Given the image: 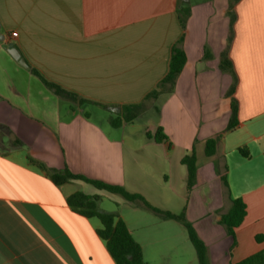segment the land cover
Returning a JSON list of instances; mask_svg holds the SVG:
<instances>
[{
    "label": "crops",
    "instance_id": "crops-1",
    "mask_svg": "<svg viewBox=\"0 0 264 264\" xmlns=\"http://www.w3.org/2000/svg\"><path fill=\"white\" fill-rule=\"evenodd\" d=\"M181 7L190 9L185 30ZM181 39L186 62L171 92L147 99ZM45 82L93 104L57 96ZM232 101L238 124L227 131ZM137 104L134 122L110 125L121 106ZM148 127H161L173 149L147 140ZM211 138L216 153L207 158ZM192 151L188 191L180 161ZM29 159L183 213L209 264L263 251L264 0H0V264H115L98 220L67 204L77 192L125 223L144 264H197L180 222L80 180L57 186ZM235 199L246 213L233 245L219 220Z\"/></svg>",
    "mask_w": 264,
    "mask_h": 264
},
{
    "label": "trees",
    "instance_id": "trees-1",
    "mask_svg": "<svg viewBox=\"0 0 264 264\" xmlns=\"http://www.w3.org/2000/svg\"><path fill=\"white\" fill-rule=\"evenodd\" d=\"M178 20L182 30H185L187 19L190 16L189 7H181L177 11ZM182 39L173 46L171 57L166 76L158 83L155 90L147 95V99H155L163 93H170L171 89L183 69L186 62V56L181 48ZM230 64L224 59L220 63L221 69L229 68ZM47 87L62 98L69 101L78 102L79 104H89L91 102L78 98L76 95L69 93L60 87L45 82ZM93 104V103H91ZM103 108H106L103 106ZM236 106L234 101L231 102V115L227 125V131L234 129L238 122L236 116ZM143 113V106L126 105L121 106V114L115 119L110 120V125L118 128L123 124H130L134 122ZM145 137L147 140L161 145L166 152L173 149V145L161 127H148L145 129ZM217 138L208 139L204 146V155L207 158L213 157L216 153ZM243 157H249L248 151L245 147L238 149ZM30 162L40 170L44 171L53 184L60 186L71 180H80L90 184L98 190L116 194L126 201L135 202L139 201L145 208L151 210L156 214H160L167 219H172L180 222L186 232L190 244L192 245L197 264H209L206 259V246L203 241L197 236L192 225L186 221L184 214L172 215L167 212L159 211L150 206L144 198L137 194L128 193L123 187L104 183L99 180L89 179L80 174H73L68 170L55 171L49 169L44 165L29 159ZM180 163L185 166L187 171L186 187L190 191L195 185L196 172H197V158L192 151L189 155L184 156ZM222 182L225 184L224 179ZM97 197L86 196L80 192L74 193L67 199V204L77 211L79 214L87 219L95 218L100 224V228L96 230L97 236L105 243V247L114 260L115 264H144L141 247L134 241L130 235L125 223L114 213H102L97 210ZM246 206L241 199L231 201L230 207L226 213L220 216L219 225H221L226 234L231 237L233 245L235 242V229H237L243 222L246 213ZM263 237L258 236L257 241H261ZM236 264H264V250L260 251Z\"/></svg>",
    "mask_w": 264,
    "mask_h": 264
},
{
    "label": "water",
    "instance_id": "water-1",
    "mask_svg": "<svg viewBox=\"0 0 264 264\" xmlns=\"http://www.w3.org/2000/svg\"><path fill=\"white\" fill-rule=\"evenodd\" d=\"M8 53H9V55L16 61V62H18L19 63V65H21V66H23V67H27L26 66V63L24 62V60L21 58V56L19 55V53L17 52V50L16 49H12V48H10L9 50H8ZM109 109V111H111V112H114V113H119L120 112V109H118V108H108Z\"/></svg>",
    "mask_w": 264,
    "mask_h": 264
},
{
    "label": "rangeland",
    "instance_id": "rangeland-1",
    "mask_svg": "<svg viewBox=\"0 0 264 264\" xmlns=\"http://www.w3.org/2000/svg\"><path fill=\"white\" fill-rule=\"evenodd\" d=\"M149 115H152V116H149ZM149 115L147 114V115L144 117L143 120H144L145 122H151V121L153 120L152 117H155L153 113H152V114H149ZM104 203H105V206H108V207H109V206L115 207L114 204H110V203L107 202V201H105ZM104 208H105V207H104Z\"/></svg>",
    "mask_w": 264,
    "mask_h": 264
},
{
    "label": "built area",
    "instance_id": "built-area-1",
    "mask_svg": "<svg viewBox=\"0 0 264 264\" xmlns=\"http://www.w3.org/2000/svg\"><path fill=\"white\" fill-rule=\"evenodd\" d=\"M17 36L16 33H11V38H15Z\"/></svg>",
    "mask_w": 264,
    "mask_h": 264
}]
</instances>
